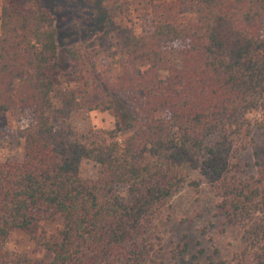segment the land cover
Wrapping results in <instances>:
<instances>
[{
	"label": "trees",
	"instance_id": "obj_1",
	"mask_svg": "<svg viewBox=\"0 0 264 264\" xmlns=\"http://www.w3.org/2000/svg\"><path fill=\"white\" fill-rule=\"evenodd\" d=\"M178 2L190 18L142 33L108 19L97 33L104 44L119 32L124 56L146 61L140 72L114 60L98 69L86 42L61 57L48 9L2 1L0 118L16 103L31 123L19 133L21 155L0 151V264H150L153 244L142 235L183 187H199L195 173L211 180L218 197L214 220L194 247L186 234L172 257L182 264H244L224 258L211 238L204 245L218 221L224 229L244 225L243 256L264 264V147L248 156L252 162L241 156L255 131L264 132V0ZM175 45L168 62L166 50ZM58 75L73 77V85L57 97ZM85 109L112 112L114 128L79 133L71 118ZM252 113L255 120L247 117ZM3 136L0 126V144ZM84 162L98 166L96 176L82 175ZM56 219L57 236L36 240L50 260L7 248L15 232Z\"/></svg>",
	"mask_w": 264,
	"mask_h": 264
},
{
	"label": "rangeland",
	"instance_id": "obj_2",
	"mask_svg": "<svg viewBox=\"0 0 264 264\" xmlns=\"http://www.w3.org/2000/svg\"><path fill=\"white\" fill-rule=\"evenodd\" d=\"M2 1L0 0V14ZM27 2L43 6L55 18L61 57L65 55L66 48L73 44L91 43L92 47L88 54L98 69L111 60L125 61L140 72L147 68L145 60L131 61L124 56V38L119 32L108 35L104 44L100 39H96L97 33L103 31L106 20L112 19L123 27L142 33L150 30L158 22L179 21L191 17L189 11L179 5L178 0H27ZM177 50L176 45L168 47L166 61L173 62ZM72 81L73 77L58 75L56 96L58 97L61 91L73 85ZM124 97L128 104L136 105L133 95ZM247 117L255 120L257 114L252 113ZM71 122L81 134L99 135L103 131H111L114 128L115 118L112 112H90L85 109L75 113ZM30 123V114L21 112L16 103L11 111L1 115L0 126L4 135L0 144L2 156L8 158L23 153V140L20 139L19 133ZM254 137V145L241 155L245 162H252L253 158L248 156H254L255 151H260L264 147V132L256 130ZM236 147L238 149L240 144ZM97 170L98 166L94 163L84 162L81 172L84 177L93 178ZM193 178L199 181V187L195 188L191 185L183 187L156 215L154 227L142 235L148 236L153 244L150 264H182L179 259L172 257L173 251L182 241H185L186 234H189V240L193 242L192 247H194L196 240H202L201 229L214 220L213 205L218 201V197L211 187V180L201 173L193 174ZM120 191L123 192V188ZM59 222V219L46 221L39 226L38 230L31 233L15 232L8 239L7 248L33 258L50 260L51 254L45 251L36 240H51L56 237ZM217 223V226L210 225L208 228L206 239H203L204 245L210 246L212 243L208 242V239L211 238L228 261L251 264L249 256H243L248 241L247 229L244 225L224 229L218 221Z\"/></svg>",
	"mask_w": 264,
	"mask_h": 264
}]
</instances>
